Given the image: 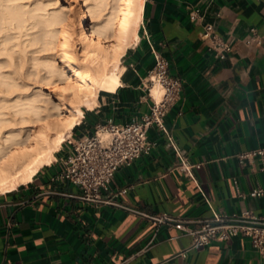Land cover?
Returning a JSON list of instances; mask_svg holds the SVG:
<instances>
[{
	"label": "crops",
	"instance_id": "obj_1",
	"mask_svg": "<svg viewBox=\"0 0 264 264\" xmlns=\"http://www.w3.org/2000/svg\"><path fill=\"white\" fill-rule=\"evenodd\" d=\"M206 25L231 45L225 60L202 39ZM250 29L259 43H246ZM136 35L121 58L120 86L99 95L72 133L146 114V75L159 54L182 83L164 125L181 153L201 163L195 181L178 168L167 135L153 127L151 153L116 171L102 193L107 203L88 202L71 183L52 181L70 152L63 143L29 183L0 195V264H264L243 237L182 256L191 236L154 220L264 216V197L250 196L264 188V163L243 167L238 160L264 146V0H142Z\"/></svg>",
	"mask_w": 264,
	"mask_h": 264
},
{
	"label": "bare ground",
	"instance_id": "obj_2",
	"mask_svg": "<svg viewBox=\"0 0 264 264\" xmlns=\"http://www.w3.org/2000/svg\"><path fill=\"white\" fill-rule=\"evenodd\" d=\"M84 1L68 0L72 17L0 0V195L50 165L84 110L120 86L142 0Z\"/></svg>",
	"mask_w": 264,
	"mask_h": 264
},
{
	"label": "built area",
	"instance_id": "obj_3",
	"mask_svg": "<svg viewBox=\"0 0 264 264\" xmlns=\"http://www.w3.org/2000/svg\"><path fill=\"white\" fill-rule=\"evenodd\" d=\"M196 21L195 16H191ZM202 39L209 41V50L216 60L223 61L231 52V45L215 34L212 25H206ZM260 39L253 29L249 30L247 44L259 43ZM145 89L150 100L149 111L139 119L124 124L111 120L97 124L95 130L64 142L70 152L62 161V168L52 177V181L68 182L81 192V198L88 202L102 203V193L114 177L116 171L129 166L141 155L151 153L154 143L148 139L150 128H156L167 135L170 145L178 158V168L192 181L194 170L201 168V163H192L175 145L171 133L164 125V118L179 98L182 83L179 78L168 73L167 62L154 54V64L146 75ZM156 89V94L153 90ZM241 166L256 161L264 163V146L238 155ZM250 196L264 197V188L254 189ZM159 224L173 225L191 236L190 247L181 253L194 248L208 246L212 243H226L235 237L249 240L251 246L264 256V216L256 217L248 212L240 215L214 214L203 220H177L167 215L155 217Z\"/></svg>",
	"mask_w": 264,
	"mask_h": 264
},
{
	"label": "rangeland",
	"instance_id": "obj_4",
	"mask_svg": "<svg viewBox=\"0 0 264 264\" xmlns=\"http://www.w3.org/2000/svg\"><path fill=\"white\" fill-rule=\"evenodd\" d=\"M41 3H43V4H46V11H48V12H51L52 10H54V11H58V10H63L64 12H68L70 9H69V5H68V0H39ZM83 4H82V7H85V1L83 0V2H82ZM63 6V7H62ZM51 10V11H50ZM75 10V9H74ZM66 12V13H67ZM74 15H73V14ZM72 13L70 12V14H69V12H68V14L67 15H71L72 17L73 16H76L75 14H76V11H74L73 12V10H72ZM76 137V135H75V133H72L71 134V138L70 139H73V138H75Z\"/></svg>",
	"mask_w": 264,
	"mask_h": 264
}]
</instances>
